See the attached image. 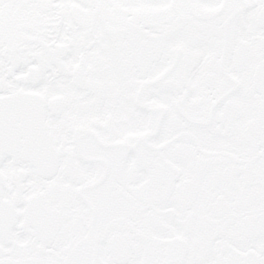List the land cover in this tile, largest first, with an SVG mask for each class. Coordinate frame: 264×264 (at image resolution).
I'll use <instances>...</instances> for the list:
<instances>
[{
  "label": "snow or ice",
  "instance_id": "snow-or-ice-1",
  "mask_svg": "<svg viewBox=\"0 0 264 264\" xmlns=\"http://www.w3.org/2000/svg\"><path fill=\"white\" fill-rule=\"evenodd\" d=\"M0 264H264V0H0Z\"/></svg>",
  "mask_w": 264,
  "mask_h": 264
}]
</instances>
